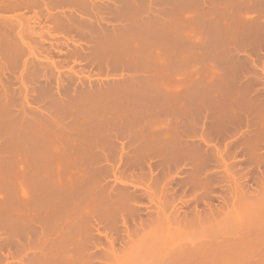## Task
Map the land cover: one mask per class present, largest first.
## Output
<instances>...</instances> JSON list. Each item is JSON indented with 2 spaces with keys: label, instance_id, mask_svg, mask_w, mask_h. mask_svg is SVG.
Masks as SVG:
<instances>
[{
  "label": "rangeland",
  "instance_id": "1",
  "mask_svg": "<svg viewBox=\"0 0 264 264\" xmlns=\"http://www.w3.org/2000/svg\"><path fill=\"white\" fill-rule=\"evenodd\" d=\"M73 4L52 8L56 24L45 5L0 11L23 15L27 31L22 49L0 46V264H166L187 255L193 261L174 264H261L264 217L256 232L238 224L264 209V0ZM214 229L221 243L230 232L226 245L254 239L246 252L233 244L236 257L243 252L234 262L222 249L196 258L192 249L213 245ZM156 245L161 253L146 256Z\"/></svg>",
  "mask_w": 264,
  "mask_h": 264
},
{
  "label": "bare ground",
  "instance_id": "2",
  "mask_svg": "<svg viewBox=\"0 0 264 264\" xmlns=\"http://www.w3.org/2000/svg\"><path fill=\"white\" fill-rule=\"evenodd\" d=\"M75 1H77V2H79V1H81V0H75ZM75 1L74 0H24V1H22V0H0V11H3V12H14V10L16 11V12H18V10H20V8H30V7H32V6H40V5H42L43 7H44V5H45V9L47 10V12L49 13V17H52L53 18V21H54V23L55 22H58V17H56V16H54V15H52L51 14V10H52V8L54 7V6H57V5H74L73 3H75ZM85 1V0H84ZM84 2L82 1V4H83ZM86 3V2H85ZM84 3V4H85ZM78 4V3H77ZM83 4V9H85V7L84 6H86V5H84ZM87 4V3H86ZM81 5V4H80ZM68 6V7H69ZM75 6H76V4H75ZM59 8V7H58ZM57 8V9H58ZM70 8V7H69ZM68 8V9H69ZM72 8V7H71ZM31 9V8H30ZM60 9V8H59ZM73 9V8H72ZM61 11V10H60ZM69 11H71V10H69ZM83 11H86V10H83ZM43 12V11H42ZM65 12V11H64ZM87 12V11H86ZM125 12H127V11H125ZM26 13V12H25ZM47 13V14H48ZM62 13V12H61ZM85 13V12H84ZM16 14V13H15ZM22 14V13H21ZM11 15V14H10ZM52 15V16H51ZM56 15V14H55ZM67 15V14H66ZM120 15V14H119ZM123 16H124V14H123ZM48 17V18H49ZM80 17V16H79ZM45 18V17H44ZM24 19H26L25 17H24ZM23 15H20V17L18 16V17H13V18H10V17H5V16H1L0 17V46H1V50H2V48L4 47H6L7 49L8 48H10V47H15L14 49H16V47L17 48H23V47H21V46H23V44H24V42H23V40H24V37L26 36L25 34L27 33V31L26 30H24V26H23ZM37 19V18H36ZM50 19V18H49ZM62 20V19H61ZM30 21V20H29ZM36 21V20H35ZM52 21V22H53ZM46 22V21H45ZM70 22H71V20H70ZM29 23V22H28ZM27 23V24H28ZM37 23V22H36ZM61 23V22H60ZM56 24V23H55ZM66 25V24H65ZM69 25V24H68ZM46 26H48V25H46ZM63 26V25H62ZM72 26V25H71ZM28 27H30V26H28ZM33 27V26H32ZM37 27V26H36ZM59 27V26H58ZM57 27V28H58ZM66 27H68V26H66ZM53 28V27H52ZM61 29V28H60ZM30 31V30H29ZM30 33V32H29ZM47 33V32H46ZM30 34H32V33H30ZM36 34V33H35ZM25 35V36H24ZM47 35V34H46ZM32 36V35H31ZM34 36V35H33ZM53 36V35H52ZM42 38V37H41ZM34 39V38H33ZM37 41V40H36ZM35 41V42H36ZM32 42V41H31ZM30 42V43H31ZM42 42V41H41ZM39 43V42H38ZM25 45V44H24ZM28 45V44H27ZM32 45V44H31ZM34 45V44H33ZM3 46V47H2ZM30 45H28V47H29ZM5 50V49H4ZM30 50H31V48H30ZM33 50V49H32ZM10 51V50H9ZM14 51V50H13ZM20 52V51H19ZM6 53H8L7 51H6ZM37 53V52H36ZM3 54V53H2ZM9 54V53H8ZM7 55V54H6ZM37 55V54H36ZM39 57V56H38ZM1 58H3L2 56H1ZM6 58H8V57H6ZM1 62V61H0ZM31 62V61H30ZM54 63V62H53ZM51 64V63H50ZM4 67H6L5 65H4ZM35 67H36V65H35ZM51 67V66H50ZM57 69V68H56ZM26 75V74H25ZM25 86V85H24ZM1 88H2V86H1ZM12 89V88H11ZM28 89V88H27ZM9 90V89H8ZM7 90V91H8ZM14 90V89H13ZM6 91V90H5ZM4 90L2 91V92H4V93H6ZM1 93V92H0ZM3 93V94H4ZM8 93V92H7ZM2 94V93H1ZM9 94H7V96H8ZM15 95V94H14ZM29 96V95H28ZM11 97V96H10ZM26 97V96H25ZM8 98V97H7ZM12 99V98H11ZM1 101V100H0ZM10 101V100H9ZM7 103V102H6ZM14 104H15V102H14ZM8 106V105H7ZM14 114V113H13ZM12 116H14V115H12ZM17 115H15V117H16ZM22 117V116H21ZM20 119V118H19ZM18 119V120H19ZM22 121V120H21ZM16 123V122H15ZM19 124H20V122H19ZM34 124V123H33ZM15 125H17V124H15ZM31 125V124H30ZM19 126V125H18ZM8 129V128H7ZM6 132H8V131H6ZM13 132V131H12ZM8 134V133H7ZM23 134V133H22ZM25 134V133H24ZM29 133H27V135H28ZM12 135V134H11ZM10 135V136H11ZM25 136V135H24ZM13 137V136H12ZM21 137V136H20ZM18 139V138H17ZM25 139V138H24ZM20 140V139H19ZM23 140V139H22ZM7 142H10V141H7ZM12 145H13V143H12ZM16 145V144H15ZM4 146H5V144H4ZM8 146V145H7ZM11 146V145H10ZM13 147V146H12ZM244 147V146H243ZM27 148V147H26ZM34 148V147H33ZM247 148V147H246ZM1 149V148H0ZM12 149V148H11ZM14 149V148H13ZM35 149H37V148H35ZM29 150V149H28ZM47 150V149H46ZM52 150V149H51ZM200 150V149H199ZM5 151H7V150H5ZM4 151V152H5ZM33 151H34V149H33ZM61 151H62V148H61ZM191 151V150H190ZM196 151V150H195ZM10 152V151H9ZM8 152V153H9ZM29 152V151H28ZM43 152H45V151H43ZM65 152V151H64ZM198 152V151H197ZM201 152V151H200ZM214 152V151H213ZM34 153V152H33ZM39 153V152H38ZM41 153V152H40ZM31 154V153H30ZM49 154V153H48ZM63 154V153H62ZM66 154V153H65ZM222 154V153H221ZM228 154V153H227ZM9 155V154H8ZM55 155V154H54ZM57 155V154H56ZM61 155V154H60ZM5 156V155H4ZM6 156H7V154H6ZM38 156V155H37ZM36 156V157H37ZM41 156V155H40ZM65 156V155H64ZM15 157V156H14ZM67 157V156H66ZM222 157V156H221ZM260 157V156H259ZM13 158V157H12ZM60 158V157H59ZM59 158L57 159L58 161H59ZM8 159V158H7ZM35 159V158H34ZM61 159V158H60ZM68 159V158H67ZM250 159V158H249ZM3 160V159H2ZM39 160V159H38ZM62 160V159H61ZM15 161V160H14ZM17 161V160H16ZM20 162H22V161H20ZM24 162V161H23ZM57 162V161H56ZM65 162H66V160H65ZM65 162H63V163H65ZM20 165V164H19ZM24 165H25V163H24ZM31 165V164H30ZM29 165V166H30ZM200 165V164H199ZM65 166V165H64ZM1 167V166H0ZM5 167V166H4ZM31 167V166H30ZM110 167V166H109ZM108 167V168H109ZM226 167V166H225ZM6 168V167H5ZM17 168H19V167H17ZM111 168V167H110ZM29 171H30V169H28ZM28 170H26L27 172H29ZM234 170V169H233ZM4 170H2V172H3ZM8 173V172H7ZM76 173V172H75ZM82 173V172H81ZM228 173V172H227ZM15 174V173H14ZM17 174V173H16ZM20 174V173H19ZM77 174V173H76ZM78 174H79V172H78ZM77 174V175H78ZM83 174V173H82ZM147 174V173H146ZM198 174V173H197ZM1 175V174H0ZM9 175H10V173H9ZM12 175H13V173H12ZM21 176H22V174H20ZM27 175V174H26ZM62 175V174H61ZM116 175V174H115ZM222 175V174H221ZM7 176V175H6ZM24 176V175H23ZM79 176V175H78ZM223 176V175H222ZM84 177V176H83ZM195 177V176H194ZM230 177V176H229ZM1 178V177H0ZM126 178H127V176H126ZM192 178H193V176H192ZM84 179V178H83ZM117 179H118V177H117ZM126 180V179H125ZM150 180V179H149ZM167 180V179H166ZM241 180V179H240ZM264 180V179H263ZM142 181V180H141ZM154 181V180H153ZM78 182H80V181H78ZM121 182V181H120ZM137 182V181H136ZM146 182V181H145ZM4 183V182H3ZM25 183V182H24ZM119 182H117V184H118ZM122 183V182H121ZM156 183V182H155ZM168 183V182H167ZM138 184V183H137ZM145 184V183H144ZM149 184V183H148ZM230 184V183H229ZM132 185V184H131ZM161 185V184H160ZM237 185V184H236ZM239 185V184H238ZM237 185V186H238ZM1 186V185H0ZM18 186V185H17ZM127 186H128V184H127ZM137 186H139V185H137ZM142 186V185H141ZM211 186V185H210ZM125 187V186H124ZM123 187V188H124ZM148 187H150V186H148ZM164 187V186H163ZM193 187V186H192ZM204 187V186H203ZM229 187V186H228ZM242 187V186H241ZM27 188H28V186H27ZM143 188V187H142ZM145 188V187H144ZM147 188V187H146ZM157 188V187H156ZM209 188V187H208ZM234 188V187H233ZM236 188V187H235ZM17 189V188H16ZM109 189H110V187H109ZM114 189V188H113ZM139 189H140V187H139ZM149 189V188H148ZM196 189V188H195ZM207 189V188H206ZM210 189V188H209ZM262 189V188H261ZM13 190V189H12ZM103 190V189H102ZM157 191H158V189H156ZM202 190H204V189H202ZM15 191V190H14ZM19 191V190H18ZM105 191V190H104ZM111 191H112V189H111ZM127 191V190H126ZM155 191V190H154ZM232 191V190H231ZM103 192V191H102ZM135 192V191H134ZM151 192V191H150ZM153 192V191H152ZM160 192V191H159ZM158 192V193H159ZM167 192H168V189H167ZM204 192V191H203ZM206 192V191H205ZM207 192H209V191H207ZM1 193V192H0ZM169 193H171V192H169ZM238 193V192H237ZM13 194V193H12ZM17 194V193H16ZM48 194V193H47ZM115 194V193H114ZM149 194V193H148ZM154 194V193H153ZM152 194V195H153ZM166 194H168V193H166ZM209 194V193H208ZM233 194V193H232ZM252 194V193H251ZM19 195V194H18ZM17 195V196H18ZM106 195V194H105ZM157 195V194H156ZM14 196V195H13ZM16 196V195H15ZM48 196V195H47ZM129 196V195H128ZM168 196V195H167ZM207 196V195H206ZM239 196V195H238ZM258 196V195H257ZM137 197V196H136ZM155 197V196H154ZM161 197V196H160ZM164 197H166V196H164ZM241 197V196H240ZM119 198H120V196H119ZM153 198V197H152ZM221 198V197H220ZM245 198V197H244ZM17 199V198H16ZM20 199H22V198H20ZM90 199V198H89ZM108 199V198H107ZM116 199V198H115ZM114 199V200H115ZM166 199V198H165ZM169 199V198H168ZM236 199V198H235ZM255 199V198H254ZM253 199V200H254ZM91 200V199H90ZM227 200V199H226ZM251 200H252V198H251ZM259 200H260V197H259ZM124 201V200H123ZM166 201V200H165ZM223 201V200H222ZM235 201V200H234ZM17 202V201H16ZM27 202V201H26ZM36 202V201H35ZM90 202V201H89ZM155 202V201H154ZM231 202H232V200H231ZM24 202H22V204H23ZM34 203V202H33ZM107 203V202H106ZM129 203V202H128ZM157 203H159V202H157ZM175 203V202H174ZM242 203V202H241ZM246 203V202H245ZM249 203H251V202H249ZM248 203V204H249ZM261 203V202H260ZM19 204V203H18ZM25 204V203H24ZM87 204V203H86ZM89 204V203H88ZM103 204H105V201H104V203ZM132 204V203H131ZM155 204V203H154ZM168 204V203H167ZM171 204V203H170ZM262 204V203H261ZM90 205V204H89ZM96 205V204H95ZM106 205V204H105ZM110 205V204H109ZM133 205V204H132ZM152 205V204H151ZM172 205V204H171ZM257 205V204H256ZM23 206L24 205H22V207L21 208H23ZM92 207L94 206L93 204L91 205ZM112 206V205H111ZM153 206V205H152ZM173 206V205H172ZM171 206V207H172ZM177 206V205H176ZM230 206H232V205H230ZM237 206V205H236ZM241 206V205H240ZM245 206V205H244ZM261 206V205H260ZM14 207V206H13ZM33 207V206H32ZM117 207V206H116ZM149 207V206H148ZM151 207V206H150ZM156 207H157V205H156ZM178 207V206H177ZM222 207V206H221ZM246 207V206H245ZM248 207V206H247ZM252 207V206H251ZM250 207V208H251ZM255 207V206H254ZM20 208V209H21ZM48 208V207H47ZM58 208V207H57ZM83 208V207H82ZM115 208V207H114ZM124 208V207H123ZM166 208V207H165ZM168 208V207H167ZM166 208V209H167ZM238 208V207H237ZM261 208H262V210H260V211H256V212H254L255 210H254V208H252V211H250V212H248V213H245V212H243V213H245L247 216H246V221H244V222H241V223H239L238 224V228H241L242 226H244L243 228H245V229H247V231H246V233L247 232H253V230H254V226L257 224L258 225V227L259 226H262L261 225V222L259 221L258 222V220L260 219L259 217L261 216V217H264L263 215H264V209H263V206H261ZM24 209V208H23ZM77 209V208H76ZM80 209V208H79ZM88 209V208H87ZM102 209V208H101ZM107 209V208H106ZM117 209V208H116ZM138 209V208H137ZM151 209H153V208H151ZM159 209V208H158ZM249 209V208H248ZM259 209V208H258ZM16 210V209H15ZM15 210H14V212H15ZM73 210V209H72ZM160 210V209H159ZM195 210V209H194ZM218 210V209H217ZM236 210V209H235ZM250 210V209H249ZM254 210V211H253ZM17 211H20V210H17ZM43 211V210H42ZM46 211H48V210H45L44 212H46ZM52 211V210H51ZM56 211V210H55ZM90 211V210H89ZM120 211V210H119ZM122 211V210H121ZM178 211V210H177ZM182 211V210H181ZM229 211V210H228ZM232 211H233V209H232ZM238 211V210H237ZM246 211H248V210H246ZM53 212V211H52ZM98 212V211H97ZM110 212V211H109ZM200 212V211H199ZM221 212H222V210H221ZM65 213V212H64ZM63 213V214H64ZM91 213V212H90ZM113 213V212H112ZM116 213V212H115ZM216 213H217V211H216ZM227 213V212H226ZM20 214V213H19ZM23 214V213H22ZM58 214V213H57ZM85 214V213H84ZM94 214V213H93ZM105 214V213H104ZM188 214V213H187ZM240 214V213H239ZM244 214V215H245ZM6 215V214H5ZM7 215H8V213H7ZM54 215H55V212H54ZM78 215V214H77ZM81 215V214H80ZM86 215V214H85ZM186 215V214H185ZM193 215V214H192ZM221 215H223V214H221ZM225 215V214H224ZM234 215V214H233ZM24 216V215H23ZM43 216V215H42ZM67 216H68V214H67ZM100 216V215H99ZM112 216V215H111ZM127 216V215H126ZM151 216V215H150ZM184 216V215H183ZM194 216V215H193ZM203 216V215H202ZM17 217H19V216H17ZM101 217V216H100ZM103 218H104V216H102ZM115 217V216H114ZM205 217V216H204ZM2 218V217H1ZM20 218V217H19ZM19 218H17V219H19ZM62 218V217H61ZM69 218V217H68ZM87 218V217H86ZM109 218V217H108ZM198 218V217H197ZM208 218H209V216H208ZM237 218V217H236ZM259 218V219H258ZM10 219V218H9ZM8 219V220H9ZM21 219V218H20ZM70 219V218H69ZM100 219V218H99ZM107 219V218H106ZM154 219V218H153ZM209 219H211V218H209ZM239 219V218H238ZM258 219V220H257ZM14 220V219H13ZM43 220V219H42ZM86 220V219H85ZM183 220V219H182ZM191 220V219H190ZM195 220V219H194ZM197 220V219H196ZM201 220V219H200ZM202 220H204V219H202ZM261 220H262V224H264L263 223V219L261 218ZM73 221V220H72ZM88 221V220H87ZM90 221V220H89ZM93 221V220H92ZM151 221H152V219H151ZM199 221V220H198ZM206 221V220H205ZM210 221V220H209ZM10 222V221H9ZM17 222H19L18 220H17ZM45 222V221H44ZM154 222V221H153ZM165 222V221H164ZM93 223V222H92ZM63 223H61V225H62ZM68 224V223H67ZM77 224V223H76ZM81 224V223H80ZM140 224V223H139ZM148 225H149V223H147ZM156 224V223H155ZM182 224H183V222H182ZM188 224V223H187ZM200 224V223H199ZM44 225H45V223H44ZM52 225V224H51ZM60 225V226H61ZM8 226V225H7ZM56 226V225H55ZM64 226V225H63ZM81 226V225H80ZM161 226V225H160ZM33 227V226H32ZM31 227V228H32ZM75 227V226H74ZM78 227V226H77ZM141 227V226H140ZM158 227V226H157ZM166 227V226H165ZM224 227V226H223ZM257 227V226H256ZM34 228V227H33ZM36 228V227H35ZM51 228V227H50ZM59 228V227H58ZM57 228V229H58ZM130 228V227H129ZM156 228V227H155ZM197 228V227H196ZM201 228H202V226H201ZM237 227H235L234 226V229H230L229 231L230 232H235L236 233V231H238L239 229H236ZM243 228H241V229H243ZM53 229V228H52ZM82 229V228H81ZM98 229V228H97ZM116 229H118V228H116ZM132 229V228H131ZM144 229V228H143ZM166 229H168V228H166ZM200 229V228H199ZM217 230L219 229V228H216ZM220 229H221V227H220ZM224 229V231L225 232H227L225 229H228L227 227L226 228H223ZM236 229V230H235ZM253 229V230H252ZM256 229V228H255ZM33 230V229H32ZM54 230V229H53ZM56 230V229H55ZM55 230H54V233H55ZM71 230V229H70ZM90 230V229H89ZM133 230H135L134 228H133ZM182 230V229H181ZM235 230V231H234ZM257 230V229H256ZM49 231V230H48ZM67 231H68V228H67ZM81 231V230H80ZM88 231V230H87ZM123 231H124V229H123ZM131 231V230H130ZM183 231V230H182ZM214 231H215V229H214ZM242 231V230H241ZM245 231V230H244ZM255 231V230H254ZM261 231V230H260ZM32 232V231H31ZM40 232V231H39ZM57 232V231H56ZM77 232V231H76ZM85 232V231H84ZM131 232H133V233H135L134 231H131ZM129 233V229H128V235H129V238L131 239V237H133V236H131V235H133V233ZM139 232H141V231H139ZM138 232V233H139ZM143 232V231H142ZM177 232V231H176ZM194 232V231H193ZM210 232H213L212 230L210 231ZM219 232V230L217 231V233ZM221 232H223V231H221ZM230 232H228V236H232V235H229V233ZM232 232V233H233ZM239 232V231H238ZM256 232V231H255ZM263 232H264V229H263ZM262 232V233H263ZM35 233V232H34ZM38 233V232H37ZM43 233V232H42ZM46 233V232H45ZM52 233V232H51ZM50 233V234H51ZM72 233V232H71ZM80 233V232H79ZM82 233V232H81ZM138 233H136V235H135V238H136V236H139V235H141V234H139V235H137ZM165 233L166 234H168L167 233V231L165 230ZM169 233H170V231H169ZM174 233V232H173ZM195 233H197V232H195ZM214 233V236H212V241H213V238L214 239H216V236H219V235H216L215 236V234H216V231L215 232H213ZM212 233V234H213ZM220 233V232H219ZM246 233L244 232V234H245V236H246ZM261 233V234H262ZM65 234V233H64ZM85 234V233H84ZM91 234V233H90ZM180 234V233H179ZM204 234V233H203ZM209 234V233H208ZM221 234V233H220ZM237 234V233H236ZM235 234V235H236ZM43 235H44V233H43ZM70 235V234H69ZM75 235V234H74ZM125 235V234H124ZM190 235V234H189ZM198 235V234H197ZM199 235H201V234H199ZM206 235H207V233H206ZM222 235H225V234H222ZM241 235V234H240ZM40 236V235H39ZM51 236V235H50ZM71 236V235H70ZM73 236V235H72ZM95 236V235H94ZM131 236V237H130ZM147 236V235H146ZM175 236V235H174ZM202 236V235H201ZM227 236V235H226ZM226 237L227 238V240H229L228 238L229 237ZM234 236V235H233ZM244 236V235H243ZM242 235H241V237L239 236V238L237 239V238H235V237H233V238H231L230 240V242L229 243H227V245H226V242H228L227 240L226 241H224L226 238H224L223 240H222V243H224L226 246L224 247V245L221 243V241L219 240V244L217 243V246L218 245H220V243H221V247H220V250L222 249L223 250V252H225V253H223L222 252V250H221V252H218V248L219 247H214L215 246V244H214V242L216 243V241L214 240L213 241V245H211V243H210V240L208 241L210 244H208V242L206 243V242H203V243H199V247H197V246H195V247H197V248H194V249H192L193 250V252L192 253H196V256L198 255V254H202V253H206V254H203V257H199V259H207L208 257H205L206 255H207V253H211V255H209L208 254V256L209 257H211L212 255H214V254H216V255H218L219 254V256H221V253H223V255L224 256H228L229 258H226V257H224V258H226V260L228 259V260H232V258H235V259H239V258H241V256H243V252H240V254H242L241 256H238V257H236L235 256V254L236 253H238L237 252V250H236V248L240 245V246H242V249H240L241 251H243L245 248H248V249H250L249 248V246L251 247V240L252 239H254V238H251L250 239V237L251 236H249V238H248V234H247V237H243ZM260 236V235H259ZM79 237V236H78ZM143 237V236H142ZM207 237V236H206ZM210 237V236H209ZM208 237V238H209ZM47 238V237H46ZM59 238V237H58ZM64 238V237H63ZM68 238V237H67ZM73 238V237H72ZM81 238V237H80ZM144 238H145V235H144ZM259 238V239H258ZM258 238H256V239H258V241H260V239H261V242H262V239L264 238V233L260 236V237H258ZM41 239V238H40ZM45 239V238H44ZM43 239V240H44ZM62 239V238H61ZM91 239V238H90ZM138 239V238H137ZM156 239V238H155ZM158 239V238H157ZM157 239H156V241H157ZM163 239V238H162ZM176 239V238H175ZM255 239V240H256ZM64 240H65V238H64ZM67 240V239H66ZM149 240V239H148ZM159 240V239H158ZM161 240V239H160ZM172 240V239H171ZM205 240H208V239H205ZM264 240V239H263ZM45 241V240H44ZM89 241V240H88ZM125 241V240H124ZM162 241V240H161ZM160 241V242H161ZM163 241H165V240H163ZM162 241V242H163ZM6 242V241H5ZM84 242V241H83ZM111 242H113V241H111ZM151 242H154V241H151ZM195 242V241H194ZM234 242V243H233ZM252 242H254V240L252 241ZM255 242H256V244H255ZM254 243H252V247H253V245H256V246H254V249L256 250V247H258L257 245L259 244V248H260V245H261V243L260 242H257V240L255 241ZM43 243V242H42ZM46 243H47V240H46ZM45 243V244H46ZM87 243V242H86ZM117 243V242H116ZM125 243V242H124ZM129 243L130 242H128V246H129ZM131 243H132V239H131ZM139 243H140V241H139ZM146 243V242H145ZM155 243V242H154ZM193 243V242H192ZM206 243V244H205ZM238 245H236V244ZM6 244V243H5ZM74 244V243H73ZM79 243H77L76 245H78ZM95 244V243H94ZM111 244V243H110ZM133 244V243H132ZM132 244H130V245H132ZM149 244V243H148ZM147 244V245H148ZM158 245H159V241H158V243H157ZM164 244H166V242H163V243H161L159 246H161V247H159L160 249L162 248V246L164 245ZM200 244H202V248H201V245ZM206 245V247H204V245ZM229 244H235L237 247H234V245L232 246V245H230V246H232V247H234L233 249H231L230 247V249L228 248V249H225V248H227L228 246H229ZM57 245V244H56ZM61 245V244H60ZM75 245V244H74ZM113 245H114V243H113ZM113 245H111L112 247V250L114 249V246ZM125 245V244H124ZM136 245V244H135ZM146 245V244H145ZM190 245V244H189ZM211 245V246H210ZM263 245V244H262ZM24 246H25V244H24ZM55 246V245H54ZM62 246V245H61ZM79 246V245H78ZM77 246V247H78ZM92 246V245H91ZM121 246V245H120ZM139 246V245H138ZM149 246V245H148ZM239 246V248H241ZM36 247V246H35ZM50 247V246H49ZM68 247V246H67ZM126 247V246H125ZM134 247V246H133ZM151 247H152V245H151ZM150 247V248H151ZM164 247V246H163ZM243 247H245L244 249H243ZM30 248V247H29ZM46 248V247H45ZM59 248V247H58ZM63 248H66L65 246L63 247ZM73 249H71V250H74V247H72ZM84 248V247H83ZM141 248V247H140ZM144 248V247H143ZM148 248V247H147ZM149 248V249H150ZM155 248H157V245H156V247H154V248H152V249H148V250H146L145 251V254H147L146 256H149V254L150 255H152L153 254V257L156 255V257H157V254L160 252V249H157V251L158 252H156L155 251ZM179 248V247H178ZM191 248L192 247H190L189 248V246H187V249H186V251H188L189 252V250H191ZM205 248H208V250L207 251H204L205 250ZM210 248V249H209ZM214 248H217V249H214ZM239 248H237V249H239ZM258 248V249H259ZM262 248H264V245H263V247ZM262 248H260V249H262ZM53 249V248H52ZM56 249V248H55ZM60 249V248H59ZM87 249V248H86ZM122 249H124L123 247H122ZM135 248H132V250H134ZM142 249V248H141ZM164 249V248H163ZM184 249V248H183ZM37 250V249H36ZM65 250V249H64ZM71 250H69V251H71ZM87 250H89V249H87ZM105 250V249H104ZM106 250H108V249H106ZM111 250V249H110ZM109 250V251H110ZM111 250V251H112ZM140 250V249H139ZM180 250V249H179ZM202 250H203V252H202ZM209 250H210V252H209ZM217 250V253H215V252H213V251H216ZM225 250V251H224ZM233 250H235V251H233ZM253 249L251 248V250H248V252L247 253H245L247 250L245 249L244 251V256L246 255V257L248 256V255H251V254H253V251H252ZM57 251H58V249H57ZM83 251V250H82ZM108 251V253H110ZM114 251H117V250H113V253L111 252V254L113 255V254H115L114 253ZM120 251V250H119ZM124 250H122V252H123ZM140 251H142V250H140ZM144 251V250H143ZM142 251V252H143ZM152 251H155L154 253H157V254H155L154 255V253H152ZM162 251V250H161ZM185 251V250H184ZM196 251V252H195ZM197 251H199L198 253H197ZM233 251V252H232ZM239 251V250H238ZM39 252V251H38ZM78 252V251H77ZM77 252L75 253V254H77ZM81 252V251H80ZM107 252V251H106ZM125 252V251H124ZM138 252V251H137ZM150 252V253H149ZM236 252V253H235ZM251 252V253H250ZM256 252V251H255ZM26 252H24V254H25ZM29 253V252H28ZM44 253V252H43ZM42 253V254H43ZM108 253H105L106 255L108 254ZM129 253V252H128ZM135 253V252H134ZM140 253V252H139ZM149 253V254H148ZM152 253V254H151ZM161 253V252H160ZM173 253V252H172ZM212 253H214V254H212ZM235 253V254H234ZM249 253V254H248ZM259 253V252H258ZM37 254V253H36ZM44 254H46V253H44ZM116 254H117V252H116ZM120 255L122 254L123 255V253H121V251H120V253H119ZM136 254V253H135ZM165 254V253H164ZM189 254H191V253H189ZM226 254V255H225ZM263 254V255H262ZM261 254V257H260V259H262V261L261 260H259L260 262H262L261 264H264V252ZM84 255V254H83ZM82 255V256H83ZM86 255H88V254H86ZM118 255V254H117ZM125 255V254H124ZM123 255V256H124ZM132 255V254H131ZM170 254H168V255H166V256H169ZM195 255V254H194ZM205 255V256H204ZM239 255V254H238ZM260 255V254H259ZM37 256V255H36ZM47 256V255H46ZM58 256V255H57ZM80 256V255H79ZM91 256H93V255H91ZM116 255H114V258H116V257H119V256H116ZM141 256V255H140ZM143 256H144V253H143ZM165 256V255H164ZM181 255H179V257H180ZM184 256H185V254H184ZM188 257H189V255H187ZM187 256H185V257H183V258H186V259H188L187 258ZM195 256V257H196ZM215 256V255H214ZM213 256V257H214ZM218 256V257H219ZM27 257V256H26ZM108 257H110V254L108 255ZM128 257V256H127ZM145 257V256H144ZM190 257H192V254H191V256ZM213 257H211V258H213ZM217 257V256H216ZM215 257V258H216ZM217 257V258H218ZM263 257V258H262ZM31 258V257H30ZM70 258V257H69ZM74 258V257H73ZM111 258V257H110ZM120 258H121V256H120ZM119 258V259H120ZM166 258V257H165ZM182 258V259H183ZM193 258H194V256H193ZM196 258H198V256L196 257ZM215 258H213V259H215ZM29 259V258H28ZM78 259V258H77ZM109 259V258H108ZM181 258L179 259V260H171V261H168L169 260V258H168V260L166 261V264H174V262H182V261H185L186 259H183L182 260ZM206 259L204 260V261H206ZM243 259H244V257H243ZM255 259V258H254ZM38 260H40V259H38ZM37 260V261H38ZM44 260V259H43ZM43 260H42V262H43ZM47 260V259H46ZM45 260V261H46ZM53 260V259H52ZM62 260V259H61ZM76 260V259H75ZM166 260V259H165ZM195 260V259H194ZM219 260V259H218ZM222 260H224V259H222L221 258V261ZM225 260V261H226ZM234 260V259H233ZM232 260V261H233ZM240 260V259H239ZM250 260V259H249ZM45 261H44V263H45ZM63 261V260H62ZM67 261H69V260H67ZM71 261V260H70ZM74 261V260H73ZM124 261V260H123ZM131 261V260H130ZM188 261H193V259L192 258H190V260L188 259ZM202 261V260H201ZM216 261V260H215ZM24 262V261H23ZM65 262H66V259H65ZM65 262H63V263H65ZM83 262H84V260H83ZM103 262H104V260H103ZM126 262V261H125ZM176 262V263H177ZM214 262V261H213ZM220 262V261H219ZM234 262V261H233ZM31 263V262H30ZM129 263V262H128ZM175 263V264H176ZM216 263H218V261H216ZM230 263V262H229ZM88 264V263H87ZM91 264V263H90ZM102 264V263H101ZM126 264V263H125ZM155 264H156V262H155ZM179 264H181V263H179ZM201 264H204V263H201ZM212 264V263H211ZM224 264V263H223ZM225 264H226V262H225ZM228 264V263H227ZM233 264H235V263H233ZM239 264V263H238ZM244 264V263H243ZM247 264V263H246ZM257 264V263H256Z\"/></svg>",
  "mask_w": 264,
  "mask_h": 264
}]
</instances>
